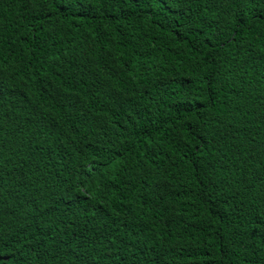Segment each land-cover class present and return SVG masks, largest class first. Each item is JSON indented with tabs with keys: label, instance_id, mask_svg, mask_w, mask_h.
<instances>
[{
	"label": "trees",
	"instance_id": "1",
	"mask_svg": "<svg viewBox=\"0 0 264 264\" xmlns=\"http://www.w3.org/2000/svg\"><path fill=\"white\" fill-rule=\"evenodd\" d=\"M0 264H264V0H0Z\"/></svg>",
	"mask_w": 264,
	"mask_h": 264
}]
</instances>
